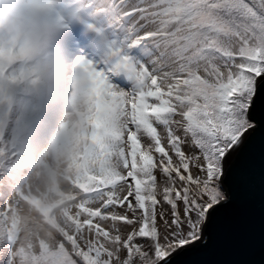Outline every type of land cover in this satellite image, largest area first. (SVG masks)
<instances>
[{"label":"snow or ice","instance_id":"1","mask_svg":"<svg viewBox=\"0 0 264 264\" xmlns=\"http://www.w3.org/2000/svg\"><path fill=\"white\" fill-rule=\"evenodd\" d=\"M61 8L82 49L81 195L55 246L21 244L0 208V264H264V0ZM34 40L0 33V135Z\"/></svg>","mask_w":264,"mask_h":264},{"label":"rangeland","instance_id":"2","mask_svg":"<svg viewBox=\"0 0 264 264\" xmlns=\"http://www.w3.org/2000/svg\"><path fill=\"white\" fill-rule=\"evenodd\" d=\"M53 2L59 17L45 11L35 18L32 32L26 31L25 21L11 22L0 15L5 43L14 37L21 46L30 38L43 44L38 55H20L16 61L31 69L13 82L20 94L14 118L30 122L29 141L18 144L9 170L5 174L0 170V208L10 210L8 225L18 233L21 244L37 248L59 245L60 235L71 230L81 195L77 181L87 149L79 106L73 102L82 49L62 39L70 27L61 8L64 0ZM53 59L68 69L58 82L46 71ZM4 239L0 234V243Z\"/></svg>","mask_w":264,"mask_h":264},{"label":"clouds","instance_id":"3","mask_svg":"<svg viewBox=\"0 0 264 264\" xmlns=\"http://www.w3.org/2000/svg\"><path fill=\"white\" fill-rule=\"evenodd\" d=\"M45 9L33 3V0H0V15L6 16L9 21H25V29L32 32L36 27L35 18L45 13ZM34 54L38 55L43 47L42 42L34 40ZM54 81L58 82L66 75L68 69L62 67L55 59L47 66Z\"/></svg>","mask_w":264,"mask_h":264},{"label":"trees","instance_id":"4","mask_svg":"<svg viewBox=\"0 0 264 264\" xmlns=\"http://www.w3.org/2000/svg\"><path fill=\"white\" fill-rule=\"evenodd\" d=\"M20 84V83H19ZM19 93L17 91L16 93V99L15 101H10L9 97L6 95L4 97V103L6 107H9L12 111V127L8 131L7 135H0V151L2 154L0 155V170L4 172L9 170V162L11 159H13L18 151L16 150L18 147V144L23 141H29V133H30V128H28V124L30 123L26 118H19L16 120L14 118V114L19 108L20 105V98H19ZM9 154L10 156L6 159L3 158V156ZM8 160V161H6ZM14 163L11 162V165ZM4 168V169H3ZM3 236V234H2Z\"/></svg>","mask_w":264,"mask_h":264},{"label":"bare ground","instance_id":"5","mask_svg":"<svg viewBox=\"0 0 264 264\" xmlns=\"http://www.w3.org/2000/svg\"><path fill=\"white\" fill-rule=\"evenodd\" d=\"M55 2H53V0H48L47 4L45 6H43L42 8L46 10V12H53L52 8L53 6L55 7V12H53L54 14L58 15L59 17V13H57L56 10V6H55Z\"/></svg>","mask_w":264,"mask_h":264}]
</instances>
